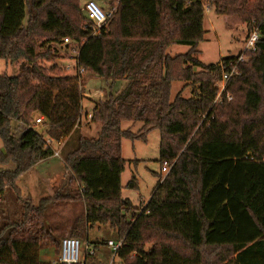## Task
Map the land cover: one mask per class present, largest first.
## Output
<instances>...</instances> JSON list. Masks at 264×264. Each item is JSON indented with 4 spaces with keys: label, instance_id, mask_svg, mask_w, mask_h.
Masks as SVG:
<instances>
[{
    "label": "trees",
    "instance_id": "trees-1",
    "mask_svg": "<svg viewBox=\"0 0 264 264\" xmlns=\"http://www.w3.org/2000/svg\"><path fill=\"white\" fill-rule=\"evenodd\" d=\"M82 1L0 0V60L18 68L0 76V165L14 166L0 171V197L11 190L18 206L12 221L0 222V264H57L39 255L49 245L61 250L47 215L65 193L83 203L88 228L109 226L124 240L121 264H264V0H209L214 13L260 34L216 104L221 66L238 57L206 66L195 56L206 34L203 0H110L116 8L100 29ZM74 45L71 75L56 61ZM173 46L189 51L170 57ZM80 69L110 81L111 90L127 84L93 101L89 113ZM173 82L185 86L171 101ZM189 87L193 96L184 99ZM89 116L100 131L79 135L64 153L65 192L24 201L17 182L54 156L47 140L61 146ZM124 124L141 128L135 134ZM154 130L159 162L170 171L138 213L121 195L122 142H146ZM136 187L134 177L127 188Z\"/></svg>",
    "mask_w": 264,
    "mask_h": 264
},
{
    "label": "rangeland",
    "instance_id": "rangeland-1",
    "mask_svg": "<svg viewBox=\"0 0 264 264\" xmlns=\"http://www.w3.org/2000/svg\"><path fill=\"white\" fill-rule=\"evenodd\" d=\"M82 1V11L84 4L87 2ZM100 7L104 9L105 12H109L111 8L115 10V6H110V0H93ZM206 4V1H205ZM83 14L85 15L84 11ZM86 16V15H85ZM90 24L89 22H87ZM205 37L204 41L201 42L197 48V54L195 55L201 63L206 66L217 65L223 60L238 57L245 47L246 37L248 35V28L246 25L242 24L237 18H228L224 16H219L214 13L213 9L209 13L205 14L204 20ZM73 50L77 51V46H72L68 51H62V56L60 60L56 63L64 69V72L68 74H75V61L73 58L75 54ZM189 51V47L186 46H173L168 49L167 54L170 57H175L178 55H184ZM198 72V69H194ZM18 72L16 66L6 64L4 61L0 60V76H14ZM113 86V85H112ZM126 86L123 81H117L113 89L111 90V82L102 79L90 72H86L81 77V92H83L84 102L87 111L90 113L93 108V101L104 100L107 98L108 94L112 92L113 94L120 93ZM185 84L182 82H173L171 88V101H174L176 96L182 91ZM194 89L192 87L186 88L183 91L182 97L184 99H190L193 96ZM90 121L88 118L84 119L81 126H87L86 122ZM14 128L17 127L16 124L13 125ZM80 126V127H81ZM80 127L77 129L76 133L69 139L66 140L61 146H58L57 151L60 153V160H54L58 167H61L62 175L66 170L64 168V153L69 152L73 147L71 145L75 144L77 137L81 133H87L81 131ZM131 129L133 133H138L141 124H136L133 127L130 124H124L123 129ZM88 137L89 133L85 134ZM93 138V137H92ZM57 146V145H55ZM0 152H3V143L0 139ZM122 157L127 161L125 171L122 175V198L129 200L133 205L135 212H140V210L148 203L151 198L154 188L160 182V178L163 179L167 174L163 172V165L159 162L160 160V133L154 130L147 136L146 142L134 141L124 139L122 142ZM14 170V166L2 167L1 170ZM168 170V168H167ZM56 178L52 184L53 194L56 192H63L62 182L64 179H60V175ZM135 177L137 187L135 189L127 188L128 184ZM18 187H25L26 196L32 195L35 199H41L47 197L46 195H40L37 183L34 179V173H29L18 183ZM30 194V195H29ZM66 205L52 207L48 212V217L51 215V221L58 219L70 220L71 218L77 217L83 210L84 205H79L78 202L70 205L67 202ZM68 204V205H67ZM18 206L16 204V196L11 190H7L6 193L0 197V222H2L7 216L13 215ZM83 217L82 215H80ZM83 219V218H82ZM57 223V222H55ZM80 225V232L78 236H73L72 234H63L60 238H57L58 242L65 238H77L82 245V262L86 264H110L113 251L108 245V241H113L117 244L120 240L116 232H114L109 226H95L87 227L83 221ZM55 236H58L55 233ZM59 237V236H58ZM89 245L90 250L96 251L94 256H90L86 261L85 250L86 245ZM54 250V258L57 261L60 256V245L58 248L56 246L49 245ZM149 247H147L148 250ZM115 264H121V261L116 258Z\"/></svg>",
    "mask_w": 264,
    "mask_h": 264
},
{
    "label": "built area",
    "instance_id": "built-area-1",
    "mask_svg": "<svg viewBox=\"0 0 264 264\" xmlns=\"http://www.w3.org/2000/svg\"><path fill=\"white\" fill-rule=\"evenodd\" d=\"M205 1H206V4H205ZM203 3H204L205 14L209 13L212 9L209 0H203ZM83 11L87 17V20L95 27V29H100L102 26H104L114 12L113 10H110L109 12H105L104 9L100 7L93 0L87 1L84 4ZM259 39H260V34L258 31V28H254L248 33L246 37L244 50L238 56L236 63L231 62L229 63L227 67H224L223 65L221 66L223 69V75H222L221 81L217 84L219 92L215 100V104L221 102V96L226 91V87L229 81L234 76H237L240 74L239 69H238L239 63L247 62L248 58L246 57V54L253 53L256 51ZM64 44L65 45L70 44V40L65 39ZM73 53L75 54V57H76L78 53V48H77V51L73 50ZM75 57L73 58V60L75 61V64H76ZM84 73H86L85 70L80 69L79 74L82 76ZM226 99L229 102L232 101V96L228 92L226 93ZM88 119L91 120V116H89ZM41 121H42V118L38 119L36 123L40 124ZM47 144L49 146L57 145L55 142L51 140H47ZM58 156H59V151H54V157H58ZM162 165H163V172H166V174H168L170 171V166L168 165V163H163ZM123 243H124V240H120L117 244H115L113 241L108 242L107 246L113 251V257H112L110 264H115V259L118 258L117 257L118 251L122 248ZM82 245L83 243L75 237L63 239L61 241L60 256L55 263L57 264H80L82 263V253H81ZM87 252L89 255L95 254V252L93 250L91 251L90 249H88Z\"/></svg>",
    "mask_w": 264,
    "mask_h": 264
},
{
    "label": "crops",
    "instance_id": "crops-1",
    "mask_svg": "<svg viewBox=\"0 0 264 264\" xmlns=\"http://www.w3.org/2000/svg\"><path fill=\"white\" fill-rule=\"evenodd\" d=\"M127 84L126 81H123ZM83 106L85 107V111H87L86 109V106H85V103H83ZM92 111V110H91ZM87 126H81L80 129L81 131H85L87 133L90 134V136H88V138H92V137H95L99 131H100V125L99 124H95V123H91L90 121H87L86 122ZM87 133H81V135L83 137L87 136L85 134ZM58 146H53L54 150L57 151V148ZM59 151V150H58ZM60 153H59V156L58 157H51L43 162H40L38 163L37 165H35L32 169H30L28 172H26L25 174H23L18 182H17V187H18V183L20 182V180H22L25 176H27L29 173H34V179L37 183V186H38V189L40 191V195H46L47 197L45 198H41V199H35L32 195L30 196H26V190H25V187H18V189L20 190L21 192V195H22V199L24 201H30V202H33L34 204L38 203L39 201L43 200V199H47V198H53L55 194H53V191H52V187H51V184L52 182L58 178L59 179V175H60V179H64V181L62 182V189H63V192H65V189L68 187V179L71 178V175L68 171H65L62 175V171L61 170V167H58V165L53 162L54 160H60ZM121 186H122V177H121ZM64 201H62V203L60 204H63V205H60V206H64L66 205L65 203L67 202L68 204L72 205L74 204L73 201H68L67 200V194L65 193L64 195ZM66 200V201H65ZM76 203V202H75ZM67 204V205H68ZM79 205H83L82 202H78ZM80 215H82L83 217H81ZM80 215H78L77 217H74V218H71V222L70 220H62L60 217L58 219H55L54 221H51V215L50 217H48L47 219V225L52 229L54 230V233H57V235L59 236H56L57 238H60V236H62L63 234H72L74 233L75 231H80L78 230L80 228V225L84 219H85V211H84V206H83V210L82 212L80 213ZM10 217H7V220L9 219V221H12L13 219V216L12 215H9ZM12 217V218H11ZM11 218V219H10ZM83 218V219H82ZM57 222V223H55ZM109 242V241H108ZM87 249L85 250V255H86V252L89 248V245L87 244ZM40 262L41 263H55L56 260L54 258V250L52 247H49V246H46L44 247L41 252H40Z\"/></svg>",
    "mask_w": 264,
    "mask_h": 264
}]
</instances>
